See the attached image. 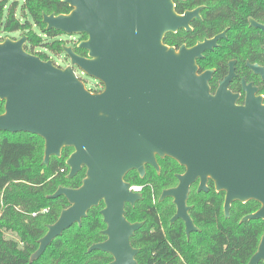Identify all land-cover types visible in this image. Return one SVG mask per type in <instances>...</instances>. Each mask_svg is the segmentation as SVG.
I'll return each instance as SVG.
<instances>
[{"label": "water", "instance_id": "water-1", "mask_svg": "<svg viewBox=\"0 0 264 264\" xmlns=\"http://www.w3.org/2000/svg\"><path fill=\"white\" fill-rule=\"evenodd\" d=\"M176 0H62L67 14H42L46 30L64 35H86L63 53L69 65L41 60L25 50L26 37L0 42V133H28L44 142L42 164L51 157L66 159L67 178L83 169L78 188L58 187L48 198L64 197L68 207L47 226L30 256L38 260L52 241L72 225H81L90 209L98 207L105 229L103 242L87 252L112 257L109 264H138L139 250L131 238L143 222H129L125 206L141 201L124 180L130 172L142 179L146 166L159 173L158 159H171L184 169L177 185L165 189L159 202L171 199L185 235L198 232L190 217L188 197L207 193L211 181L224 193L223 214L230 217L233 203L254 201L259 208L240 223L264 220V104L251 85L242 82L244 104L228 89L229 74L211 93L213 70L198 73L197 60L212 50L224 33L178 50L163 43L164 36L184 29L199 18V8L178 14ZM251 24L255 25L253 21ZM258 26V25H257ZM264 30V27L261 26ZM264 77V68L251 66ZM76 70L103 85L100 92L86 88ZM264 264V232L246 264Z\"/></svg>", "mask_w": 264, "mask_h": 264}, {"label": "trees", "instance_id": "trees-1", "mask_svg": "<svg viewBox=\"0 0 264 264\" xmlns=\"http://www.w3.org/2000/svg\"><path fill=\"white\" fill-rule=\"evenodd\" d=\"M210 0L175 1V9L181 12ZM19 8V11L17 9ZM236 5L221 6V13H207L203 23L197 24L193 33L186 34L188 40L211 37L221 30L227 15H233ZM71 8L62 0H23L8 6V0H0V33L20 32L26 37L25 50L48 60L44 51L63 54L64 46H71L76 54L84 56L86 51L62 39V33L46 30L42 14H67ZM18 14V15H17ZM231 24L230 22H228ZM179 34L167 35V45H178ZM80 35L79 40L86 39ZM4 38H0V42ZM193 42V41H192ZM40 49V51H37ZM43 50V51H42ZM65 61V58H64ZM218 67L216 77L224 74ZM214 88V86H213ZM98 92V91H95ZM4 102L0 101V114ZM43 140L28 133H0V264H109L112 257L99 251L87 252L94 244L103 242L105 229L100 210L103 204L88 211L81 225L74 224L63 231L46 248L41 257L30 263V256L38 247V240L46 233L60 212L68 207L64 197L48 198L58 187L78 188L85 176L83 169L72 179L67 178L66 159L71 148L62 150L61 157H51L49 164H42ZM160 171L146 166L144 178L136 172L128 173L124 180L131 186H142L143 199L132 208L125 207V217L131 222H143V226L131 238V245L139 250L138 264H246L256 252L264 232V220L240 223L245 215L255 212L259 204L250 201L235 202L230 217L223 214L224 193H217L213 183L208 182V193H197V183L189 193L190 217L198 232L187 238L184 224L177 220L170 223L175 207L170 199L158 202L161 192L176 186V175L184 169L171 159H158ZM63 170V172H61ZM152 198L155 199L153 203ZM6 234L10 237L7 238ZM263 264V263H259Z\"/></svg>", "mask_w": 264, "mask_h": 264}, {"label": "flooded vegetation", "instance_id": "flooded-vegetation-1", "mask_svg": "<svg viewBox=\"0 0 264 264\" xmlns=\"http://www.w3.org/2000/svg\"><path fill=\"white\" fill-rule=\"evenodd\" d=\"M176 1L186 3L187 0ZM232 4L239 7L238 10H234L233 15L226 16L225 19L227 21H225L223 28L216 34L211 37H203L201 40H188L185 38L187 37L185 36L186 34L193 33L196 30L197 24L204 22L207 13H221V6H231ZM197 8H199V18H194L190 22V31L181 29L176 33H169L164 36L165 39L167 35L179 34V44L167 45L165 44L164 39L163 43L176 50L181 46L191 48L198 42H202L205 39H211L218 34L224 33V37L217 41V46L212 50L203 52L202 58L197 60L198 73L201 74L207 70H213L209 86L211 93H214L218 83L229 74L230 64H232L234 76L228 85V89L233 94L238 95L237 104L242 105L245 101L246 92L243 89L242 82H244L245 85H251L252 88L256 90L254 95L256 97H261L262 103L264 104V77L260 74L254 73L251 69V66L264 68V30L261 28V26L264 27V0H210L209 2L200 3L191 9L184 8L180 13L176 12L178 14H184L187 11H193ZM251 21H253L256 26L251 24ZM67 41L71 45L73 44L71 40L67 39ZM84 56H87V52ZM67 65H69V60L65 57L64 67ZM218 67L224 68L225 71L220 78L216 77ZM81 75L83 74L81 73ZM102 89L103 85L97 81L93 88L89 90L92 92H100ZM152 200L153 203H155V199L152 198Z\"/></svg>", "mask_w": 264, "mask_h": 264}, {"label": "rangeland", "instance_id": "rangeland-1", "mask_svg": "<svg viewBox=\"0 0 264 264\" xmlns=\"http://www.w3.org/2000/svg\"><path fill=\"white\" fill-rule=\"evenodd\" d=\"M15 1L19 4V7H20V5L23 2V0H8V6H10ZM17 11H19V8L17 9ZM7 37H9L11 39H18V38H20V32H13V33H10V34L0 33V38H7ZM61 38L62 39H69L73 43H75V42L79 43L80 41H82V40H79L80 36H78V35H73V36L68 37L67 35L63 34ZM37 51H40V49H38ZM44 53L48 56V58L50 60L53 61V63L55 65L64 68V66H65V61H64L65 55H64V53L61 54V55H55V54H53V53H51L49 51H44ZM77 74L83 80V82H84V84H85L87 89L91 90L93 88L94 84H96V82H97L96 80H94L92 78H88L85 75H81L80 71H78V70H77ZM6 237L9 238L10 235L6 234ZM51 264H55V261H52Z\"/></svg>", "mask_w": 264, "mask_h": 264}, {"label": "built area", "instance_id": "built-area-1", "mask_svg": "<svg viewBox=\"0 0 264 264\" xmlns=\"http://www.w3.org/2000/svg\"><path fill=\"white\" fill-rule=\"evenodd\" d=\"M61 172H63V170H61ZM130 190L133 192L141 193L142 186L133 185V186H130Z\"/></svg>", "mask_w": 264, "mask_h": 264}]
</instances>
